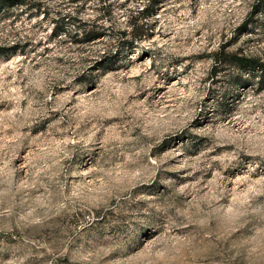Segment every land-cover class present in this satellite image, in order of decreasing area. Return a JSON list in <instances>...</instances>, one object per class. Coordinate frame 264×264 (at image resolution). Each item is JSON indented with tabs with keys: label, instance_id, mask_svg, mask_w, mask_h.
Segmentation results:
<instances>
[{
	"label": "rangeland",
	"instance_id": "rangeland-1",
	"mask_svg": "<svg viewBox=\"0 0 264 264\" xmlns=\"http://www.w3.org/2000/svg\"><path fill=\"white\" fill-rule=\"evenodd\" d=\"M38 1L0 11V264H264V84L213 68L264 63V0Z\"/></svg>",
	"mask_w": 264,
	"mask_h": 264
},
{
	"label": "trees",
	"instance_id": "trees-1",
	"mask_svg": "<svg viewBox=\"0 0 264 264\" xmlns=\"http://www.w3.org/2000/svg\"><path fill=\"white\" fill-rule=\"evenodd\" d=\"M159 0H145L142 3H144V6H142L141 9V17L147 19L151 17L152 15H155L156 12H158ZM28 6L31 8H36L41 11V2L37 3H27V0H0V11L13 7V6ZM147 22L143 25H138V23H133V34H134V40L130 43H128V50H133L135 47L134 44L140 40L143 39L145 34V29H147ZM80 31L76 34V37L79 42L84 43H91L97 40H100L101 38H104L107 34L111 33L109 29H102L100 31H91L88 29H79ZM148 34V33H147ZM82 38H79V37ZM75 37V38H76ZM107 53L102 55L100 57V61L97 62L98 67L97 69H100L101 67L108 64L112 59L110 56H106ZM229 62L230 64L236 65L239 69H242L251 76L250 81L255 82L256 79H259V85L264 84V63L261 62V59L247 56L244 54H232L230 57H228V54L226 53L225 47H222L220 51L215 55V64H214V70H219L221 67H223L224 64H227ZM260 71V72H259ZM260 73L261 76L257 77V74Z\"/></svg>",
	"mask_w": 264,
	"mask_h": 264
}]
</instances>
